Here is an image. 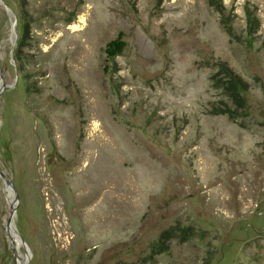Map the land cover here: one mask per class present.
I'll list each match as a JSON object with an SVG mask.
<instances>
[{"label": "rangeland", "instance_id": "obj_1", "mask_svg": "<svg viewBox=\"0 0 264 264\" xmlns=\"http://www.w3.org/2000/svg\"><path fill=\"white\" fill-rule=\"evenodd\" d=\"M0 170V264H264V0H0Z\"/></svg>", "mask_w": 264, "mask_h": 264}, {"label": "trees", "instance_id": "obj_2", "mask_svg": "<svg viewBox=\"0 0 264 264\" xmlns=\"http://www.w3.org/2000/svg\"><path fill=\"white\" fill-rule=\"evenodd\" d=\"M214 3L217 4L218 7H220L221 5L220 2H214ZM125 47H126V42L122 38V33H119L116 38H114L113 40L107 43L105 47V52L108 55V57H111V56L113 57V56L120 54L125 49ZM231 72L234 74L233 71ZM234 80H237V79H234Z\"/></svg>", "mask_w": 264, "mask_h": 264}, {"label": "water", "instance_id": "obj_3", "mask_svg": "<svg viewBox=\"0 0 264 264\" xmlns=\"http://www.w3.org/2000/svg\"><path fill=\"white\" fill-rule=\"evenodd\" d=\"M4 89H5V86H4ZM0 175L5 179V181H6V183H7L8 185L13 186L12 182L8 179V177L6 176V174L3 173L1 170H0ZM13 187H14V186H13ZM16 199H18V195H17V194H16ZM14 212H15V206H14V204H13L12 207H11L10 216H9V218H8V221H7V226H6L7 229H8V227H10L11 224H13V228H14V230H15V226H14V222H13ZM15 232H16V230H15ZM27 262H28V260H26V261H25L24 263H22V264H27Z\"/></svg>", "mask_w": 264, "mask_h": 264}, {"label": "bare ground", "instance_id": "obj_4", "mask_svg": "<svg viewBox=\"0 0 264 264\" xmlns=\"http://www.w3.org/2000/svg\"><path fill=\"white\" fill-rule=\"evenodd\" d=\"M10 230L14 232V235H13V233H11L12 234V238L14 237V243H13V245H15V247H17L16 246L17 240L19 242H20V240H19V237L17 236V234L15 233V230L13 228V224H11L10 227H8L7 232L9 233ZM16 253H17V261H18V264H22V263H24L27 260V258H25V259L24 258H21L20 255H19L20 253L18 254L17 251H16Z\"/></svg>", "mask_w": 264, "mask_h": 264}]
</instances>
